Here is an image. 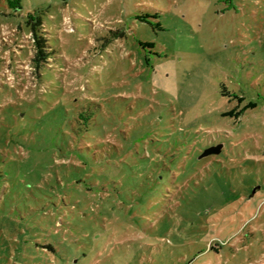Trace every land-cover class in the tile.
<instances>
[{"label":"rangeland","instance_id":"374dc122","mask_svg":"<svg viewBox=\"0 0 264 264\" xmlns=\"http://www.w3.org/2000/svg\"><path fill=\"white\" fill-rule=\"evenodd\" d=\"M0 264H264V0H0Z\"/></svg>","mask_w":264,"mask_h":264},{"label":"trees","instance_id":"16d2710c","mask_svg":"<svg viewBox=\"0 0 264 264\" xmlns=\"http://www.w3.org/2000/svg\"><path fill=\"white\" fill-rule=\"evenodd\" d=\"M18 2V0H16ZM10 5L12 6V3H10ZM14 7V6H13ZM26 25L29 27V31H30V40H31V45L33 48V54L31 55L30 59H29V65L32 68V70L34 72H36L38 74V76H40L39 71L42 67H46L47 64H49V59L51 57H49L50 55V51L48 50V45H47V39L44 36V32H43V25H42V21L41 18L38 14V12L36 13H28L27 14V19H26ZM145 45L147 46H152L151 43H146ZM222 95L224 96L225 94L222 93ZM225 96L229 97V100H231L230 97H235L232 95H228L226 94ZM242 100V98L238 99V101ZM254 106L253 103H248V105L243 106L242 108H235V109H231L228 111H222L221 116L222 117H234L237 118L238 116H240L247 108H252ZM77 113V114H76ZM75 114H73V116H71L72 118V122H74L75 127H73V133L76 137H81V110H79V112L77 111ZM13 119H16L17 116L16 115H12ZM194 141H198V140H194ZM193 141V142H194ZM61 143V144H60ZM70 141H63L60 140L57 144V142H55V148H57V152L59 153V158L62 159H67V163L64 162L62 163V166H67L70 167L72 166L76 172L74 174H78V179L76 180L77 182H81L80 178H81V171L84 175H92L90 174V172L88 171L89 168H85V169H81L82 166V162L81 161V140L74 142L76 147H72L71 146ZM219 143V140H217V138L212 137L211 134H207V136H205L204 139H201L198 142H195L192 146H188V147H180L183 149V155L185 156V154H188L189 151H195V156L197 154H199L204 148L209 147L210 145H216ZM190 144V143H189ZM63 145V146H62ZM64 148L63 149L61 148ZM203 148V149H202ZM223 153V147L220 148L219 152L217 154H210L208 156H204V157H200L198 158V161L203 162L202 163V168L206 169V166L211 162V161H216L218 160V158L222 155ZM72 159H74V161H72ZM178 165V160L177 163ZM148 165V169L146 171L141 172H136L134 173V180L136 181H140L143 180L147 181L151 187H152V191H156L157 188L162 185V181L161 179L158 178V172L155 171L154 169H156L155 166H152L151 164H147ZM176 165V166H177ZM138 170L142 169L141 167H137ZM93 176V175H92ZM90 177V176H89ZM94 178V177H93ZM90 179H92V177L88 178L87 181L89 183H93L92 185H87V191L91 192L93 189V185L95 184L93 181H91ZM108 181V178H106L105 180H99V185L96 187L102 191L104 188V184ZM88 183V184H89ZM139 183H136L135 186H138ZM135 189V188H133ZM88 192V193H89ZM253 196V195H252ZM251 195H247V196H239V198H241L242 200L248 201L252 198ZM129 200V199H128ZM127 200V201H128ZM214 243V244H213ZM219 245L217 244V242H211L209 243V245L207 246V248H205L204 250H201L200 252H205V250L207 251H212L214 252L215 255H217V253L219 252ZM202 255V254H201ZM202 262V261H201ZM189 263V262H188Z\"/></svg>","mask_w":264,"mask_h":264},{"label":"water","instance_id":"95a60500","mask_svg":"<svg viewBox=\"0 0 264 264\" xmlns=\"http://www.w3.org/2000/svg\"><path fill=\"white\" fill-rule=\"evenodd\" d=\"M222 147V144H216V145H212L209 146L207 148H205L202 153L200 154V157H204V156H208L210 154H217L220 150V148ZM258 189V187H255L252 192L251 195Z\"/></svg>","mask_w":264,"mask_h":264}]
</instances>
